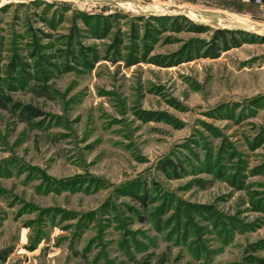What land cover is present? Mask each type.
Returning a JSON list of instances; mask_svg holds the SVG:
<instances>
[{
    "label": "rangeland",
    "instance_id": "obj_1",
    "mask_svg": "<svg viewBox=\"0 0 264 264\" xmlns=\"http://www.w3.org/2000/svg\"><path fill=\"white\" fill-rule=\"evenodd\" d=\"M234 6L0 0V264H264V23Z\"/></svg>",
    "mask_w": 264,
    "mask_h": 264
},
{
    "label": "crops",
    "instance_id": "obj_2",
    "mask_svg": "<svg viewBox=\"0 0 264 264\" xmlns=\"http://www.w3.org/2000/svg\"><path fill=\"white\" fill-rule=\"evenodd\" d=\"M234 3L239 4V6H234L235 8H231L229 10H233L235 13H240L245 17H249L254 21H258L264 23V7L255 4L253 1H244V0H229ZM228 9V8H227ZM252 9H255L256 12H252ZM239 11V12H236ZM261 25V24H260Z\"/></svg>",
    "mask_w": 264,
    "mask_h": 264
},
{
    "label": "trees",
    "instance_id": "obj_3",
    "mask_svg": "<svg viewBox=\"0 0 264 264\" xmlns=\"http://www.w3.org/2000/svg\"><path fill=\"white\" fill-rule=\"evenodd\" d=\"M155 18H157V17H155ZM199 28L200 29H198V30H200L202 32L206 31V29H207L206 26H199ZM217 32L220 34L221 38L225 37V35L227 33H232V31H229V30H226V29H219ZM199 182H202V181L199 180Z\"/></svg>",
    "mask_w": 264,
    "mask_h": 264
},
{
    "label": "built area",
    "instance_id": "obj_4",
    "mask_svg": "<svg viewBox=\"0 0 264 264\" xmlns=\"http://www.w3.org/2000/svg\"><path fill=\"white\" fill-rule=\"evenodd\" d=\"M244 1H253L255 4L264 7V0H244Z\"/></svg>",
    "mask_w": 264,
    "mask_h": 264
}]
</instances>
